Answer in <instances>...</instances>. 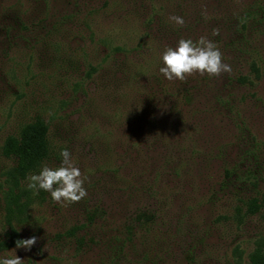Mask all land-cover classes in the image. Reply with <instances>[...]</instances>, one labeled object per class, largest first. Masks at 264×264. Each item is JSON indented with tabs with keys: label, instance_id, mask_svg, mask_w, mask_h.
Listing matches in <instances>:
<instances>
[{
	"label": "rangeland",
	"instance_id": "374dc122",
	"mask_svg": "<svg viewBox=\"0 0 264 264\" xmlns=\"http://www.w3.org/2000/svg\"><path fill=\"white\" fill-rule=\"evenodd\" d=\"M14 1L0 0V25L13 28L0 30V239L7 240L14 229L20 240L32 236L38 240L30 251L15 246L0 253V258L16 254L25 264H98L101 256L102 264H137L140 259L147 263L143 255L151 259L156 249L162 255L159 264H185L180 245L191 239L192 223L208 226L217 214L228 213L229 220L212 224L205 235L208 247L200 263L236 264L231 258L235 245L243 251L241 264H246L254 241L264 238V227L258 216L242 211L241 217L233 218V213L241 201L264 191V61L256 82L257 99L248 98L236 111L232 106L249 91L225 75L217 79L208 100L211 119L191 121L203 128V134L197 139L190 132L189 139L193 135L197 142L192 141V151L181 152L178 141L183 132L176 131L171 139H164L166 144H157L162 115L145 121L130 107L137 93L151 97L141 98L145 106L149 101L158 103L161 90L147 76L132 82L129 64L136 57L142 63L148 48L158 51L161 41L171 39L169 35L159 41L163 36L157 25H143L148 0H19L23 15L15 10L2 14ZM30 25L29 31L20 33ZM138 43L143 51L131 55ZM253 44L258 54L252 58L264 59V35ZM116 46L125 47L126 53H115ZM90 66L96 72L88 79ZM35 119L47 124L58 151L46 164L59 166L60 152L67 149L87 177L88 195L81 201L57 203L43 190L34 195L27 188L29 175L13 182L14 163L2 155V145ZM165 155L166 168L155 181L147 168L162 166ZM179 164L184 167L181 176L173 169ZM224 169L228 175L218 194ZM9 189L15 208L7 200ZM142 207L156 211L153 231L146 238L139 233L133 245L126 244L125 226ZM92 212L95 218L89 222ZM73 226L82 227L77 238L84 239V245L78 251L74 241L58 238ZM120 249L125 255L115 258Z\"/></svg>",
	"mask_w": 264,
	"mask_h": 264
},
{
	"label": "trees",
	"instance_id": "16d2710c",
	"mask_svg": "<svg viewBox=\"0 0 264 264\" xmlns=\"http://www.w3.org/2000/svg\"><path fill=\"white\" fill-rule=\"evenodd\" d=\"M148 1L150 2L149 14L146 19H144L143 25L150 26L151 24H156L159 32H161L163 36L159 38V41L169 35H171V39L160 42L161 44H159L158 51L161 53V56H156L158 52L156 47H154L155 49L148 48L150 53L147 55L148 57L146 56L145 59H142V63L140 62L141 59L136 57V59H133L129 64L131 72L129 78L131 77L132 82L138 83V80L147 76V80L158 82L161 90V97L158 98V103L157 101H149L145 106L141 98L145 101L146 99L150 100L151 97L148 96V94L137 93L136 96L131 99L130 107L135 111L136 117L144 116L145 121H147L148 118L155 120L153 119L154 117L158 118V116L160 117L162 115L159 121L163 122L160 123L159 130L154 124V128H157L156 134L158 136L154 141L155 143L166 144L167 141L164 143L165 138L171 139L177 132L178 134L183 132L184 135L182 139L180 142L178 141V151L185 152L190 148L192 151V141L196 143L197 140L193 135L190 136V139L192 137V140H190L189 133L197 134L196 137L199 139L198 136L201 137L203 134V128L199 127L200 125L198 126V124H192L191 121H202L201 119L210 121V106L212 103L208 100L211 93L215 92L212 88L217 84V79H219L220 76L222 77L225 75L230 82L249 91L245 97L242 96V98L232 106L233 109L235 107V111L237 110V106L242 107L248 98L257 99L256 82L261 79V66L264 59L258 60L252 58L254 54H258V52H255L253 41L258 35H264V0ZM157 1L160 3L156 7L153 3H157ZM43 2H45V0H43ZM1 7L3 8L2 5ZM21 8L22 4L20 1L15 0L8 9L5 8L2 11V14L6 15L8 11L15 10L18 16L23 15ZM172 13L174 15L184 16V20L188 19L187 25L184 24V26L181 27L170 21L169 17L172 16ZM42 21H45V19ZM19 24H22L21 21H19ZM214 28H219L220 34L218 36L212 35V29ZM11 29H13L12 26L1 27L0 25V30L2 31L7 32ZM30 29L31 25L24 26L19 31L21 33L29 31ZM148 36L151 38L150 35ZM201 36H206L217 44L223 54L224 62L230 64L232 67L231 73H222L218 77H211L209 75H207L208 77L206 75L201 76L197 73L188 76L184 81L167 80L159 71L160 67L163 66L162 54L165 49L169 46L175 47L181 38H192L193 40H197ZM152 40L153 39H151V42ZM140 49L141 46L140 43H138L136 48L132 50L131 55L133 53L139 54ZM113 51L115 53H126L127 50L125 47L116 46L113 48ZM141 51H143V48ZM243 56H249L250 61L241 60ZM129 60H131L130 57ZM234 62H237V64H234ZM94 72H96L95 67H91V72L87 74V78H91ZM203 80L206 84H202ZM202 86L207 88L205 89L206 92L201 89ZM202 98L203 100L200 101ZM198 101L201 102V105H199ZM217 102H219V100ZM148 138L149 136H147L146 142H148ZM150 143L153 144V142ZM168 145L170 146L169 143ZM148 148L150 147H146L145 150H148ZM198 150L199 149H196L197 153H199ZM57 152L56 147L52 144L49 137L48 126L42 119H35L34 122L21 127L17 134L8 136L1 148L2 155L12 160L14 163L10 175L12 179H14L13 182L15 181V184L18 179H25L28 175L38 172L44 164L49 162L52 158L57 157ZM142 152L143 151H141V153ZM162 155L161 150V157ZM138 160H141L140 157ZM166 160L167 157L165 155L162 166L157 168L149 167L146 173L152 174L153 179L157 181L161 176V172H164L166 168ZM173 169L177 176H181L184 172V167H182V165L180 166V164L179 168L173 167ZM227 175L228 171L224 169V176L217 184L216 192L218 194L224 187ZM215 195L216 193L214 192L213 197H215ZM14 198L13 190L9 189L7 200L9 203L13 202L15 208L17 205L13 200ZM13 209L10 208V211L13 212ZM242 211L243 214L246 213V215L250 217L258 216L259 222H262V226L264 227V191L259 197L255 195L245 201H241L240 206L237 208V212L236 208H234L233 218L236 216L241 217ZM94 213L95 212H92L87 216L89 222L94 220ZM132 214L129 224L125 226L124 235L126 238H124V243L133 245V241L136 239L137 234L142 233V236L145 237L149 233H152L156 221V211L151 209L148 210L147 207H142L136 209ZM229 216L228 213L226 216L217 214L213 222L208 226L204 224V222L192 223L194 227L193 230H190L189 239H191L189 241H182L181 243L183 246L180 245L182 249L181 257H183L185 264H201V258L206 254V247H208L205 243V235L208 233L210 234L213 227L212 224L217 226L220 222L229 220ZM81 229L82 227L73 226L64 235L62 234L58 238L65 237L68 239V243L74 241L75 250L78 251L79 248L84 245V239L77 238L78 231ZM163 233L166 234V232ZM6 239L7 240L0 239V253L15 247L16 241L20 240L17 231L14 229H11L9 235H6ZM156 242L157 240L155 241V245L157 244ZM125 246L127 247V245ZM116 253L118 254L115 255V258H122L123 253L125 255L122 249L115 251V254ZM150 256L151 255L146 256V254L143 255V258H148L146 260L147 263H141L140 259L137 261V264H159L162 255L159 257L156 249L155 253L153 251L151 259H149ZM231 258L236 264L242 263L243 251H241L240 247L233 246ZM104 261L105 258L99 256L98 264H102ZM164 262H162V264H165ZM175 263L178 264L180 261ZM167 264L169 263L167 262ZM246 264H264L263 237H259L254 241L252 250L247 254Z\"/></svg>",
	"mask_w": 264,
	"mask_h": 264
},
{
	"label": "clouds",
	"instance_id": "9594fccd",
	"mask_svg": "<svg viewBox=\"0 0 264 264\" xmlns=\"http://www.w3.org/2000/svg\"><path fill=\"white\" fill-rule=\"evenodd\" d=\"M170 21L181 27L185 20L182 16L172 15ZM219 28L212 29V35L218 36ZM163 66L160 73L169 81H184L188 76L207 74L218 77L222 73H231L232 67L224 62V57L217 44L206 36L197 40L192 38L179 39L175 47H167L162 54ZM62 162L57 167L44 164L38 174L28 176L27 188L34 195L40 190L50 193L53 201L57 203H77L87 197L88 193L84 184L87 177L77 166L71 152L64 149L60 152ZM38 238L32 236L17 240V248L30 251L37 243ZM0 264H25V261L16 254L0 258Z\"/></svg>",
	"mask_w": 264,
	"mask_h": 264
}]
</instances>
